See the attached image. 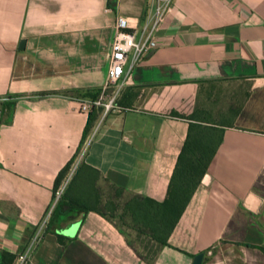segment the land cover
I'll return each mask as SVG.
<instances>
[{
  "label": "crops",
  "instance_id": "crops-1",
  "mask_svg": "<svg viewBox=\"0 0 264 264\" xmlns=\"http://www.w3.org/2000/svg\"><path fill=\"white\" fill-rule=\"evenodd\" d=\"M162 1L0 0V264H264V0H172L118 108L82 110L118 18L142 30ZM211 123L222 140L168 244L143 237L152 262L109 215L63 206L48 230L88 168L102 201L164 203L191 124Z\"/></svg>",
  "mask_w": 264,
  "mask_h": 264
},
{
  "label": "trees",
  "instance_id": "trees-1",
  "mask_svg": "<svg viewBox=\"0 0 264 264\" xmlns=\"http://www.w3.org/2000/svg\"><path fill=\"white\" fill-rule=\"evenodd\" d=\"M92 114L88 133L91 132L95 120ZM211 124L213 125L209 127L191 124L187 141L179 157L170 184L168 198L164 203L156 202L150 198L134 197L123 203L122 214L113 208H110V213L106 214L101 208L103 204L102 198L95 188V183L100 178V175L96 170L88 168L85 171L87 184L84 188V194L86 196L76 198L72 196V192L69 190L62 198L65 202L63 206H68V211L70 212L76 210L84 212L95 211L104 216L109 215L110 218L123 219L125 222H127L126 218L129 217L133 223L130 227L138 235V240H133V242L141 246L149 261L152 262L154 260V251L150 241L162 246L168 244L172 230L183 214L196 188L201 183L208 165L222 140L223 130L217 128L215 126L216 123ZM72 186L74 187L75 183ZM110 204L113 206L112 203ZM146 236L150 239L149 242L144 240L143 237L146 238Z\"/></svg>",
  "mask_w": 264,
  "mask_h": 264
},
{
  "label": "built area",
  "instance_id": "built-area-1",
  "mask_svg": "<svg viewBox=\"0 0 264 264\" xmlns=\"http://www.w3.org/2000/svg\"><path fill=\"white\" fill-rule=\"evenodd\" d=\"M171 2L172 0H163L162 3H158L154 9L152 24L150 22L142 30L131 29L125 18H118V32L109 55L108 78L104 94L97 100L85 101L82 104L84 112L100 108L109 112L118 108L116 102L120 91L130 83L135 67L139 65L144 56L157 48L155 31ZM109 88H113V92L104 99L105 92Z\"/></svg>",
  "mask_w": 264,
  "mask_h": 264
},
{
  "label": "rangeland",
  "instance_id": "rangeland-1",
  "mask_svg": "<svg viewBox=\"0 0 264 264\" xmlns=\"http://www.w3.org/2000/svg\"><path fill=\"white\" fill-rule=\"evenodd\" d=\"M102 111H103V109L102 108H100ZM113 194L114 195H118V196H120L121 195V193H119V192H117V191H114L113 192ZM55 201H54V208H53V211L50 213V215L48 216V219H47V225H48V230L50 229V227H52L54 224H55V222L57 221V213H58V211H62V209H65V208H63V204L65 203L63 200H62V198H56V199H54ZM109 200H107V199H104V201H103V204H102V206H101V208H102V210H107V211H109V209L110 208H113V209H117L118 210V212H120L121 214L123 213L122 212V206H123V202H124V200H119V197H115V199H112V200H110V201H112V202H110V203H112L113 204V206L110 204L109 205V202H108ZM61 205V206H60ZM116 220V222L122 227V229L126 232V233H128V234H130V235H132V239L134 240V241H137L138 240V235L136 234V232L134 231V230H132L131 229V225L133 224L132 223V220L129 218V217H127L126 218V220H127V222H125V220H123V219H119V218H116L115 219ZM46 230V228L45 227H43V229L40 231V233L38 234V236H37V239H39V237H41L42 235H43V233H44V231ZM34 235H35V231H34V233L31 235V237H30V240L32 239V238H34ZM37 241V240H36ZM35 243V242H34ZM140 243H143V242H140ZM144 244V243H143Z\"/></svg>",
  "mask_w": 264,
  "mask_h": 264
},
{
  "label": "water",
  "instance_id": "water-1",
  "mask_svg": "<svg viewBox=\"0 0 264 264\" xmlns=\"http://www.w3.org/2000/svg\"><path fill=\"white\" fill-rule=\"evenodd\" d=\"M259 204H260V200H256L255 203H253L252 205H250V208L253 209V210H256L258 208ZM203 257H204L203 254L198 255L195 258L194 264H201L202 263V260H203Z\"/></svg>",
  "mask_w": 264,
  "mask_h": 264
},
{
  "label": "bare ground",
  "instance_id": "bare-ground-1",
  "mask_svg": "<svg viewBox=\"0 0 264 264\" xmlns=\"http://www.w3.org/2000/svg\"><path fill=\"white\" fill-rule=\"evenodd\" d=\"M66 179H67V177H66ZM66 179L63 181V183H62L61 187L59 188V189H60V191H62V190L64 189V187H65V185H66V182H67V180H66Z\"/></svg>",
  "mask_w": 264,
  "mask_h": 264
}]
</instances>
